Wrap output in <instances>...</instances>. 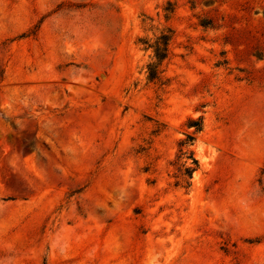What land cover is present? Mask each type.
<instances>
[{"label":"rangeland","instance_id":"rangeland-1","mask_svg":"<svg viewBox=\"0 0 264 264\" xmlns=\"http://www.w3.org/2000/svg\"><path fill=\"white\" fill-rule=\"evenodd\" d=\"M0 264H264V0H0Z\"/></svg>","mask_w":264,"mask_h":264},{"label":"trees","instance_id":"trees-1","mask_svg":"<svg viewBox=\"0 0 264 264\" xmlns=\"http://www.w3.org/2000/svg\"><path fill=\"white\" fill-rule=\"evenodd\" d=\"M170 42V37L169 35H161L157 40L155 41L153 46H149L148 48L153 49V57H154V62L150 63L147 65V79L151 82H160V74L161 71L160 66L161 63L167 58L168 56V45ZM202 127L201 119L199 118L198 120H190L187 124V128H193V133H198L200 132ZM193 142V138L190 134L185 135V139L179 143V148L181 155H185L187 153V148L191 146V143ZM192 164L194 166L193 169L187 168L185 171L186 173L192 172L197 168V162L192 159Z\"/></svg>","mask_w":264,"mask_h":264}]
</instances>
